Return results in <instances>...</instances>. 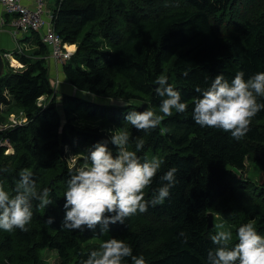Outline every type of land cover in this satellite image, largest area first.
Returning a JSON list of instances; mask_svg holds the SVG:
<instances>
[{
  "label": "trees",
  "instance_id": "trees-1",
  "mask_svg": "<svg viewBox=\"0 0 264 264\" xmlns=\"http://www.w3.org/2000/svg\"><path fill=\"white\" fill-rule=\"evenodd\" d=\"M53 15L63 42L76 45L62 63L66 81L76 91L138 97L163 115L154 81L166 75L188 108L184 113L173 109L146 132L125 120L128 112L145 110L142 104L109 106L66 94L63 115L54 99L40 103L42 97L57 95L45 58L16 53L22 68L8 59L7 74L0 78V105L14 103L28 121L0 130V140L9 139L13 147L7 153L0 146V181L14 194L21 170L30 169L38 190H50L53 205L39 208L33 201L27 231L0 229V264H46L41 251L48 247L58 253L55 264H83L104 242L93 239L105 233V241L124 240L146 264H208V252L217 247L211 240L218 232L217 217L232 233L230 247L238 242L239 227L248 222L264 236V110L239 140L221 129L201 127L192 118L200 96L197 87L207 88L221 73L231 82L237 72L245 79L264 72V0H58ZM36 40L37 54L46 53L39 35ZM258 100L264 102V97ZM73 113L100 125L75 123ZM109 126L128 133L127 147L142 161L163 160L144 189L146 201L154 198L160 177L172 167L177 168L178 182L163 203H149L146 212L111 224L107 231L99 226L63 228L67 181L83 165L90 147L109 139ZM139 139L144 146L138 150ZM109 148L117 154L115 146L109 143ZM249 162L259 163L263 183L255 184L246 175ZM210 212L215 216L213 228ZM49 216L54 217L51 225L46 223ZM181 231L187 243L179 237Z\"/></svg>",
  "mask_w": 264,
  "mask_h": 264
},
{
  "label": "clouds",
  "instance_id": "clouds-1",
  "mask_svg": "<svg viewBox=\"0 0 264 264\" xmlns=\"http://www.w3.org/2000/svg\"><path fill=\"white\" fill-rule=\"evenodd\" d=\"M187 75V73H185ZM158 85L156 94L161 105L158 115L151 109L130 111L125 120L138 131H148L160 125L165 116H171L173 109L184 113L188 104L181 101V94L168 83L166 75H160L154 81ZM200 93L194 101V122L201 127L221 129L230 133L237 140L250 130L252 119L264 110V72H257L245 79L243 72H237L229 82L224 75L218 74L210 86L199 87ZM115 146L117 154L109 148ZM127 132L110 133L109 139L95 143L88 150L82 166L75 169L67 181L64 194L65 215L61 226L70 230H109L111 224H123L124 220L137 212L144 213L148 204L153 206L163 203L170 190L178 182L177 168L172 167L161 177V186L149 202L145 200L144 189L156 177L163 160L153 157L141 160L135 151L129 150ZM144 141L139 139L136 148L142 149ZM6 171V169H4ZM50 190H38L30 169H23L19 174L14 194L5 190L0 181V229L12 232L14 229L27 231V225L33 217V201H38L39 208L53 205L49 198ZM54 217L49 216L46 223L51 225ZM221 229L211 237L217 247L208 252V264H264V236L260 235L252 222L241 225L238 229V242L229 246L232 233ZM179 237L187 243V235L181 231ZM146 264L143 255H134L132 247L122 239L115 237L101 243L99 250L92 251L83 264Z\"/></svg>",
  "mask_w": 264,
  "mask_h": 264
},
{
  "label": "rangeland",
  "instance_id": "rangeland-1",
  "mask_svg": "<svg viewBox=\"0 0 264 264\" xmlns=\"http://www.w3.org/2000/svg\"><path fill=\"white\" fill-rule=\"evenodd\" d=\"M68 47L72 51H75V49H76L75 48L76 45H68ZM72 47H74V48L72 49ZM10 62H11V60H10ZM55 91L57 92V95L55 97H42L40 100V103L41 104L44 103L47 105V104L51 103L52 100L54 99L53 103L55 104V106L59 110H61V113L63 115L65 114L64 106L67 104L64 101L63 96L66 94L75 95L77 97H82L84 99L94 101L97 103H101L104 105H109V106H124L125 104H129V103H134L137 105L143 104V103H141V100L138 97H132L131 99L107 98V97L97 96V95H94V94H91L88 92H83V91H79V90L76 91L74 88L73 89L71 88L70 84L66 80H63V82L59 81V85L57 87H55ZM73 115L78 117L77 119L73 120L75 123H82V124H86V125H90V126H99L100 125V121H98V120H92L90 118H81L78 113H73ZM27 121H28V119H27L26 114L22 110H20V108L17 105H15L14 103H12L9 106H1L0 105V130L1 131L6 130V128H9V127H16L18 125H22V124L26 123ZM105 128H107V127H105ZM109 130L111 131L112 134H119L122 132L116 126H109ZM11 146H12V144H11ZM12 151H13V148L10 152H12ZM76 161H77V158L72 159L73 163H75ZM246 175L255 184H260V182L263 183L262 182V170H261L258 162H251V163L249 162L248 163ZM217 221H218V222H216L217 223V230L220 231L221 229L218 228V225L222 224L220 217H217ZM223 230L229 231V228L226 229V227L224 225ZM108 236L109 235L107 233H105L104 235L95 237L93 239V241L102 242V241H105L108 238ZM41 256L43 259H45L46 264H55L57 261V258H58V253L55 250L48 247V248L42 249Z\"/></svg>",
  "mask_w": 264,
  "mask_h": 264
},
{
  "label": "built area",
  "instance_id": "built-area-1",
  "mask_svg": "<svg viewBox=\"0 0 264 264\" xmlns=\"http://www.w3.org/2000/svg\"><path fill=\"white\" fill-rule=\"evenodd\" d=\"M25 0H0L4 6L6 15V25L13 30L16 37L22 32L37 33L45 45L50 47V57L62 64L67 61L74 51L68 48V44L63 42L62 37L56 32L54 27L55 17L52 13L50 17L44 16V3L38 0L36 8L32 9L24 2ZM8 57V54H5ZM59 85V80L54 79V86ZM0 146L6 147V152L12 150L9 139H1Z\"/></svg>",
  "mask_w": 264,
  "mask_h": 264
},
{
  "label": "crops",
  "instance_id": "crops-1",
  "mask_svg": "<svg viewBox=\"0 0 264 264\" xmlns=\"http://www.w3.org/2000/svg\"><path fill=\"white\" fill-rule=\"evenodd\" d=\"M44 3V16L50 17L56 8L58 0H42ZM30 8L34 9L38 5V0H25ZM9 19V16L6 15L4 6L0 3V51H6L8 54L9 61L11 65L15 67H23L18 59L15 58L16 53L26 54L35 58H45V63L50 68L51 77L57 79L60 82L66 80L62 64L55 61L50 57V47L47 46L46 53L37 54V51L40 49V45L37 43L36 37L37 33L33 32H22L16 37L13 33V30L6 25V20ZM76 48V47H75ZM18 65H15V64ZM73 89L72 85H70ZM60 96V95H59Z\"/></svg>",
  "mask_w": 264,
  "mask_h": 264
},
{
  "label": "water",
  "instance_id": "water-1",
  "mask_svg": "<svg viewBox=\"0 0 264 264\" xmlns=\"http://www.w3.org/2000/svg\"><path fill=\"white\" fill-rule=\"evenodd\" d=\"M7 60H8L7 56L2 51H0V78L4 76L5 74H7V71H8ZM142 108L148 109V103L144 102L142 104ZM208 220H209V228H213L214 226V214L213 213L210 212L208 214Z\"/></svg>",
  "mask_w": 264,
  "mask_h": 264
},
{
  "label": "bare ground",
  "instance_id": "bare-ground-1",
  "mask_svg": "<svg viewBox=\"0 0 264 264\" xmlns=\"http://www.w3.org/2000/svg\"><path fill=\"white\" fill-rule=\"evenodd\" d=\"M69 48V47H68ZM74 47H72V49H73ZM70 49V48H69Z\"/></svg>",
  "mask_w": 264,
  "mask_h": 264
}]
</instances>
